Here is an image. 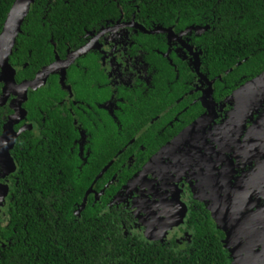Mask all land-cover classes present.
<instances>
[{"label":"flooded vegetation","instance_id":"af4514ba","mask_svg":"<svg viewBox=\"0 0 264 264\" xmlns=\"http://www.w3.org/2000/svg\"><path fill=\"white\" fill-rule=\"evenodd\" d=\"M208 28L206 24L191 25L179 31L172 26L147 29L139 23L135 14L131 13L128 17L120 10L118 17L100 19L92 28L85 29L78 46H71L68 40H64L61 51L53 49V59L31 77L25 76L28 74L24 70L28 68V60L20 66L10 62L13 52L18 49L15 48V41L8 55L14 68L15 84L6 87V78L10 76L3 63L8 50L6 46H0V259L12 243L10 240L13 237L5 235L11 217L14 215L17 220L12 227L15 235L18 233L16 226L21 221L23 183L19 151L26 149L27 153L31 141L46 139L41 130L47 117V106L42 107L40 96L52 84L63 95L58 99L47 96L48 101L75 117L73 124L79 137L74 143L78 145L81 158L87 133L84 125L91 117L96 134H101L106 132L104 122L108 119L120 128L119 114L129 117L133 113L127 114L126 110L131 112L132 108H143L139 115L144 120L125 119L127 126L140 125V128L120 150H125L128 170H134L133 180L127 181L126 185L122 183L118 188L121 190L119 194H125L123 203L114 202L117 192L108 200L109 206L116 204L118 208H129L130 212L140 208L142 211L138 213L146 222L158 214V230L162 217H168L169 223L176 217V212L185 207L184 220L166 236H174L178 242H185L191 237L184 222L192 200L202 203L216 224L213 206L218 212H223L222 207L225 210L229 207L234 213L239 210L238 223L235 225L232 220L236 247L242 243L245 248L249 242L253 247L248 252L257 254V263L264 264V255H258L264 253V91L261 95L255 91L235 95L264 70L250 78L245 73L239 74L240 79L231 90L224 74L217 77L209 75L204 63L205 50L192 38V34H199ZM152 30L156 31L149 32ZM138 31L163 34L166 48L163 51L153 48L160 59L157 67L140 47L134 51V38ZM50 43L53 44V41ZM80 49V53L66 63L70 54ZM245 61L246 57L237 64ZM54 63L56 65L43 82L39 72ZM167 66L171 68V73L165 72ZM72 71L74 73L71 74ZM76 76L83 82L92 79L90 84L80 87L83 91H93V106L91 102H86L85 95L81 99L75 98L72 85L75 82L69 77ZM35 78L39 83L36 88L20 86L23 81H34ZM156 79L160 91L157 96L153 94ZM140 95L145 96L144 101H138ZM75 109L80 111L81 123L76 118ZM135 141L139 142L137 148L133 147ZM153 155L158 156L157 159L145 169V164ZM91 191L83 195L80 203L85 205L91 198V205H100L101 189ZM131 199H134L132 203ZM81 204L75 205L82 209ZM73 213L78 215L77 208ZM131 228L151 240L165 238L157 234L147 237L144 227L134 219ZM226 228L229 230L230 226ZM151 230L157 232L155 226ZM224 233L226 237V231ZM234 241L230 239V246H225L230 254L237 251Z\"/></svg>","mask_w":264,"mask_h":264},{"label":"trees","instance_id":"16d2710c","mask_svg":"<svg viewBox=\"0 0 264 264\" xmlns=\"http://www.w3.org/2000/svg\"><path fill=\"white\" fill-rule=\"evenodd\" d=\"M13 2L0 0V32ZM120 10L128 17L135 14L147 29L172 26L179 31L207 24L210 28L192 34V38L205 50L204 63L209 75L224 74L230 90L240 79L239 74L250 78L264 70V0H34L16 39L18 52L15 49L10 62L20 66L28 60L25 76L31 77L53 59V49L61 51L64 40L78 46L85 29L92 28L100 19L118 17ZM134 39V51L140 47L157 67L160 59L153 48H166L163 34L138 31ZM244 57L246 61L237 64ZM165 72L171 73V68L167 66ZM69 80L75 82V98L85 95L86 102L93 106V91L80 87L90 84L92 79L83 82L76 76ZM155 87L153 94L157 96V79ZM62 95L52 84L41 92L42 107L50 105L45 108L47 117L41 130L46 139L31 141L27 153L26 149L19 151L23 183L21 226H16L15 235L12 227L17 220L13 215L5 229L6 237H13L12 243L6 247L0 264H231L223 229L198 201H191L184 222L191 233L185 242L176 241L174 236L151 240L139 235L131 225L134 219L143 227L141 217L129 208L107 204L117 192L114 202L123 203L125 194H119L118 188L133 178L134 170H128L125 150H120L140 128L127 126L125 119L144 120L139 115L143 108L126 110L127 114L133 113L129 117L119 114L120 128L108 119L104 122L106 132L101 134H96L91 117L84 125L89 134L86 133L81 158L74 143L79 137L73 124L75 117L48 101L49 96L58 99ZM138 99L144 101L145 96ZM74 113L81 123L80 111L75 109ZM138 144L135 141L133 147ZM95 188L102 191V203L91 205L90 198L88 203L81 204L83 195ZM75 208L78 215L73 213Z\"/></svg>","mask_w":264,"mask_h":264},{"label":"water","instance_id":"95a60500","mask_svg":"<svg viewBox=\"0 0 264 264\" xmlns=\"http://www.w3.org/2000/svg\"><path fill=\"white\" fill-rule=\"evenodd\" d=\"M34 2V0H14L13 4L11 5L7 16L5 18L4 24H3V30L2 33L0 35V46L2 47H7V55L5 57L4 60V69L9 72V76L8 78H6V80L8 81L6 86L9 85H14L15 84V80L13 78V73H14V68L11 66V64L9 63V58L8 55L11 52V47L13 46V44L16 41L17 36L19 35V33L21 32V26L23 23V20L25 18V16L27 15L31 4ZM139 28L143 31H145V29L141 26H139ZM156 30H152L149 32H154ZM81 49L75 53L70 54V56L68 57L69 59L67 60L66 63H68V61H70L71 59L75 58L79 53H80ZM64 63V65L66 64ZM56 64H52L46 68H43V70H41L38 74V76L41 75L42 81L44 82L45 77L48 76V74L52 71L53 67ZM68 64H66L67 66ZM198 69V67H196ZM231 70V68L227 69L225 71V73L229 72ZM39 78V77H38ZM37 79L35 78L34 81H23L22 85L25 89L28 87L31 88H36V85L38 86V82ZM243 91L248 92V94L252 93L255 91V93L261 95L262 91H264V72L260 74V76L256 79H252L251 81H249L248 83H246L244 86H242L238 92L235 93V95H241ZM158 156L153 155L145 164V169L149 168V165L154 162L157 159ZM133 179H131L130 182H132ZM139 206V205H138ZM185 207L183 208V212L185 213ZM222 211L223 212H218V220L217 221V226L220 227L221 229H223V231H226V237L223 239L224 242V246L228 247L230 246L231 243H229V240L232 239L234 241V228L232 227V223L234 221V224L236 225L238 223V221L240 220V214L241 212H239V210L234 213V210L230 209L229 207L225 210L224 207H222ZM142 210L140 209V212ZM135 214H137L140 217V214L138 213V211H134ZM234 213V216L232 217ZM232 217V218H231ZM247 219V218H246ZM233 220V221H232ZM248 220V219H247ZM226 226H230V229L228 230L226 228ZM248 230H246L245 232H247ZM236 241H234L233 246L235 248V250H237L234 255L238 258V262H233V260L231 261V264H258L256 261V257L257 254H254L252 252H248V250L251 247H242V243L236 247ZM232 252V250H231ZM258 255H264V253H258ZM231 256H233V252L231 253ZM254 258H251L253 257Z\"/></svg>","mask_w":264,"mask_h":264},{"label":"rangeland","instance_id":"374dc122","mask_svg":"<svg viewBox=\"0 0 264 264\" xmlns=\"http://www.w3.org/2000/svg\"><path fill=\"white\" fill-rule=\"evenodd\" d=\"M129 200H130V198H129ZM133 200L134 199H131V203L133 202ZM184 206L185 205L183 204L182 207H184ZM137 209H138V212H140V208H137ZM139 214H141V213H139ZM212 214H213V216L216 217V220H218V218H217L218 209H217L216 206H213ZM153 216L154 217L151 216V218H149L150 220L147 221V222L144 221V220L141 221V223H142V225L144 227V233H145V235L147 237H153L154 236L153 234H157V236L160 237V238L166 237L168 235L169 231L172 230L173 227L179 226L182 223V221L184 220V217H185L183 210L182 211L178 210L176 212V217L174 218V220L169 222V223L167 222L168 217H162L159 220L161 222V224L158 225V228H159V230H158L156 223H157V220H158L157 218L159 217V215L158 214H154ZM153 226L156 227L157 232L155 230H151V228ZM237 235H239V234H237ZM235 244H237V243H235ZM247 247H251L252 248L253 245L250 244L249 242H247ZM232 260H233L234 263L238 262V258L234 255V253H233V256H232Z\"/></svg>","mask_w":264,"mask_h":264}]
</instances>
